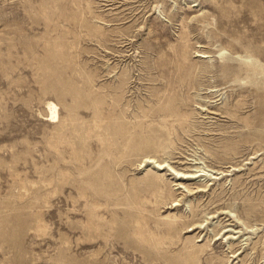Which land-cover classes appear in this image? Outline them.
<instances>
[{
	"label": "rangeland",
	"instance_id": "rangeland-1",
	"mask_svg": "<svg viewBox=\"0 0 264 264\" xmlns=\"http://www.w3.org/2000/svg\"><path fill=\"white\" fill-rule=\"evenodd\" d=\"M0 264H264V0H0Z\"/></svg>",
	"mask_w": 264,
	"mask_h": 264
},
{
	"label": "bare ground",
	"instance_id": "bare-ground-1",
	"mask_svg": "<svg viewBox=\"0 0 264 264\" xmlns=\"http://www.w3.org/2000/svg\"><path fill=\"white\" fill-rule=\"evenodd\" d=\"M49 110H50V113H51L50 114L51 115V118H55L58 115V112H57V103L56 102H53V101H50V103H49ZM153 161H154V159L151 156H148L146 158V162H153ZM156 161H157V163H156L157 165L156 166H158L159 169H164V168H166L168 166H171V164L166 163V161H158V160H156ZM171 167H173V166H171ZM221 168L222 167H219L218 168V171L220 173H222V175H227V173L225 172L226 169H221ZM175 170L177 171V174L175 175L176 178L183 179V180H185V179H191V178L194 179L196 177L202 176V175H204V174L207 173V172H205L207 169L204 168V167L203 168H199V170H185V171H183V170L176 169V168H175ZM213 177H215L216 179L218 178L217 175H213ZM183 180H181L179 183L180 184L185 183V182H183ZM185 185L187 186V184H185ZM204 186H207V184H205ZM199 187H200V189H203L201 186H199ZM204 190H206L205 187H204ZM175 204H178V202H176Z\"/></svg>",
	"mask_w": 264,
	"mask_h": 264
}]
</instances>
